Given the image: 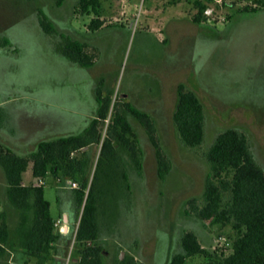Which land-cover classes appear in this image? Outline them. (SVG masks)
<instances>
[{
    "label": "rangeland",
    "instance_id": "obj_1",
    "mask_svg": "<svg viewBox=\"0 0 264 264\" xmlns=\"http://www.w3.org/2000/svg\"><path fill=\"white\" fill-rule=\"evenodd\" d=\"M196 1L206 10L200 22L194 20ZM78 2L65 0L60 6L57 0H0V102L4 101L0 143L27 155L41 140L81 132L97 111V89L112 99L109 116L101 124L103 140L114 108L124 111L123 103L130 101L154 118L170 170L159 177L146 129L128 112L139 139L142 168L123 155L131 189L121 196L114 218L100 217V236L94 243L103 247L102 264H118L129 255L137 264H171L183 251L181 238L187 231L215 255H229L238 236L232 224H213L185 211L190 199H202L210 172L206 152L222 131L245 132L264 169V0H100L105 24L95 31L89 25L96 15L84 14ZM44 14L54 23L55 34L42 29ZM62 34L86 44L94 61L91 67L56 50ZM6 38L11 43L5 44ZM180 84L193 90L204 105L206 135L197 148L182 142L174 124ZM12 130L28 143L15 142L7 134ZM89 149L94 171L101 145ZM23 178L26 184L33 182L30 168ZM68 181L49 175L43 184L53 218L63 208L73 212L71 232L63 236L47 264H75L78 256L75 235L81 213ZM65 194L72 199L71 206ZM0 198L4 204L0 214L9 212L16 237L18 218L13 211L19 216V210L6 203L1 165ZM0 264L37 261L8 252L0 255ZM184 264L207 262L196 255Z\"/></svg>",
    "mask_w": 264,
    "mask_h": 264
},
{
    "label": "trees",
    "instance_id": "obj_2",
    "mask_svg": "<svg viewBox=\"0 0 264 264\" xmlns=\"http://www.w3.org/2000/svg\"><path fill=\"white\" fill-rule=\"evenodd\" d=\"M64 1L57 0V4L61 6ZM196 5L198 13L194 20L200 22L206 10L201 1H196ZM78 7L84 14L96 15L89 25L91 30L104 26L100 0H79ZM251 11L257 12L258 9L252 8ZM40 25L48 34L57 32L46 14L41 17ZM61 37L56 44L60 54L82 67L94 64L84 42L65 34ZM4 42L11 43L7 38ZM177 92L173 120L179 137L190 148L200 147L206 135L204 105L184 84L178 86ZM96 101L95 115L77 134L41 140L27 155L0 143V165L6 177V203L10 209L19 210L14 229L16 237L12 236L13 228L9 226L7 213L0 214V255L14 251L35 258L37 264H47L62 241L63 235L56 229L51 215V203L45 198L44 185L24 182L23 174L30 168L37 180L52 175L58 181L67 178L77 182L78 187L73 192L81 214L75 235L78 256L74 261L75 264H102L103 247L94 243L100 236V217L110 215L114 218L121 196L131 189L123 155L128 154L134 166L142 168L139 139L128 112L146 129L155 148L159 177L164 178L170 170V162L159 144L156 123L150 113L125 101L124 111L114 108L112 123L102 140L101 124L109 116L112 99L97 89ZM95 144L101 145V149L93 171L89 148ZM206 159L210 172L202 199H190L189 209L185 212L213 224H232L238 236L232 252L219 257L206 249L194 232L187 231L181 238L183 251L173 256L171 264H184L187 258L196 255L203 256L207 264H264V169L255 160L246 133L237 128L222 131L207 150ZM225 194H228L226 202ZM0 205H4L1 198ZM118 264L137 262L129 255Z\"/></svg>",
    "mask_w": 264,
    "mask_h": 264
},
{
    "label": "crops",
    "instance_id": "obj_3",
    "mask_svg": "<svg viewBox=\"0 0 264 264\" xmlns=\"http://www.w3.org/2000/svg\"><path fill=\"white\" fill-rule=\"evenodd\" d=\"M0 106H3L4 104V101H1L0 102ZM1 108V107H0ZM94 116V115H93ZM3 120H1L0 122V130L3 128ZM8 135H11L13 138H14V141L17 142V143H25L27 144L28 143V138L26 137H22L19 133L16 132V130H12L10 132L7 133ZM11 147V146H10ZM28 171V170H27ZM32 172V171H31ZM47 178V177H46ZM37 179L33 176V182L32 183H37ZM25 182V181H24ZM44 182H45V178H44ZM69 188H72L70 186V184L67 186ZM67 187H64V189H66ZM73 189V188H72ZM75 197V196H74ZM64 200L67 201L69 203V205L71 206V204L73 203L72 199L70 197L67 196V194H65V197H64ZM75 203H76V200H75ZM0 206H4V205H0ZM4 211V209H3ZM5 212L7 213V216H8V220H9V212L5 210ZM13 215L15 217L18 218V214L13 211ZM59 218H62L63 222L65 223L66 227H67V232L62 234L63 236H66L67 234H69L71 232V227H72V223H73V212H72V208L68 209V208H63L61 210V213H60V216L58 218H54L55 220L59 219ZM18 220V219H17ZM12 230V229H11ZM12 254V256H20V254L22 253H19V252H10ZM23 255V254H22ZM56 258H61L60 256H55ZM75 260V259H74Z\"/></svg>",
    "mask_w": 264,
    "mask_h": 264
},
{
    "label": "built area",
    "instance_id": "obj_4",
    "mask_svg": "<svg viewBox=\"0 0 264 264\" xmlns=\"http://www.w3.org/2000/svg\"><path fill=\"white\" fill-rule=\"evenodd\" d=\"M224 0H217L218 3H222ZM38 184H44V179H39L37 181ZM68 183L70 184V186L72 188H76L78 187V184L77 182L75 181H72V180H69ZM56 229L58 230L59 233L61 234H64L67 232V227L65 225V223L63 222L62 218H59L57 220H55V223H54Z\"/></svg>",
    "mask_w": 264,
    "mask_h": 264
}]
</instances>
